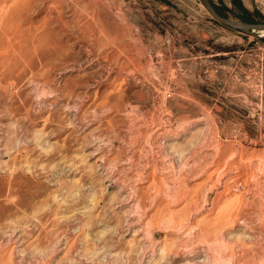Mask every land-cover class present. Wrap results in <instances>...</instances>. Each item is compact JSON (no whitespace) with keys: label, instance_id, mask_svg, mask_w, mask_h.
Wrapping results in <instances>:
<instances>
[{"label":"rangeland","instance_id":"1","mask_svg":"<svg viewBox=\"0 0 264 264\" xmlns=\"http://www.w3.org/2000/svg\"><path fill=\"white\" fill-rule=\"evenodd\" d=\"M0 264H264V31L201 0H0Z\"/></svg>","mask_w":264,"mask_h":264},{"label":"water","instance_id":"2","mask_svg":"<svg viewBox=\"0 0 264 264\" xmlns=\"http://www.w3.org/2000/svg\"><path fill=\"white\" fill-rule=\"evenodd\" d=\"M205 8L208 10V12L220 23L240 29L248 31L250 29H262L264 28V21L263 22H244V21H238L231 18H228L221 14L214 6L211 0H201Z\"/></svg>","mask_w":264,"mask_h":264},{"label":"trees","instance_id":"3","mask_svg":"<svg viewBox=\"0 0 264 264\" xmlns=\"http://www.w3.org/2000/svg\"><path fill=\"white\" fill-rule=\"evenodd\" d=\"M215 8L220 12V10L218 9V7L215 6Z\"/></svg>","mask_w":264,"mask_h":264},{"label":"bare ground","instance_id":"4","mask_svg":"<svg viewBox=\"0 0 264 264\" xmlns=\"http://www.w3.org/2000/svg\"><path fill=\"white\" fill-rule=\"evenodd\" d=\"M260 30L264 31V28H262V29H260Z\"/></svg>","mask_w":264,"mask_h":264}]
</instances>
